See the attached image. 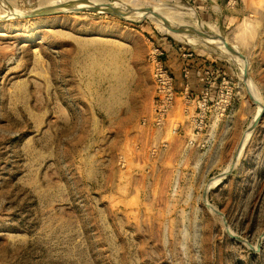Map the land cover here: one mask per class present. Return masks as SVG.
Returning a JSON list of instances; mask_svg holds the SVG:
<instances>
[{"label":"rangeland","instance_id":"1","mask_svg":"<svg viewBox=\"0 0 264 264\" xmlns=\"http://www.w3.org/2000/svg\"><path fill=\"white\" fill-rule=\"evenodd\" d=\"M43 1L0 0V14ZM105 1L191 6L185 21L244 59L150 17L0 16V264H264V0H231L223 18L215 0ZM161 41L207 49L222 73L204 154L156 166L132 136L149 122L148 53Z\"/></svg>","mask_w":264,"mask_h":264},{"label":"crops","instance_id":"2","mask_svg":"<svg viewBox=\"0 0 264 264\" xmlns=\"http://www.w3.org/2000/svg\"><path fill=\"white\" fill-rule=\"evenodd\" d=\"M215 1L217 6H222L221 18L225 17L223 13L228 10L238 11L236 8L233 9L231 0ZM210 4L213 8H217L211 0ZM206 11H209V9H206ZM161 42L160 44L165 49V59L174 73L175 85L180 91V95L177 97L175 106L169 112L164 124L161 126L153 125L152 112L156 92L155 86L152 85L154 86V93L149 102L150 109L143 116H148L149 122L146 124L143 121L142 125L137 126L138 130L132 136L142 144L149 143L153 158L152 162L156 166L169 164L173 161V156L180 151H202V155L204 154L203 141L206 135L202 130V125H197V121H199L197 99L203 91L202 70L205 67H212L215 71V79L210 86L209 99L217 95V85L222 73L221 63L216 60L210 61L205 54L208 51L207 49L197 51L172 41ZM185 66L188 67L187 73H185ZM187 93L189 100L185 97ZM221 123H223L221 119L216 118L214 121V124Z\"/></svg>","mask_w":264,"mask_h":264},{"label":"built area","instance_id":"3","mask_svg":"<svg viewBox=\"0 0 264 264\" xmlns=\"http://www.w3.org/2000/svg\"><path fill=\"white\" fill-rule=\"evenodd\" d=\"M165 49L156 44L148 53V61L151 65L152 75L155 83V99L153 103L152 112V124L161 126L164 124L166 117L171 109L175 106L177 97L180 95V91L175 85V76L167 66L165 60ZM188 67L185 66V73H187ZM215 79V71L212 67H205L202 70L201 80L203 82V91L200 97L197 99L199 104L197 125L204 123V113L206 105L209 100L210 86ZM187 100H189L188 93L185 94ZM188 103V102H187ZM147 118H144V122Z\"/></svg>","mask_w":264,"mask_h":264},{"label":"bare ground","instance_id":"4","mask_svg":"<svg viewBox=\"0 0 264 264\" xmlns=\"http://www.w3.org/2000/svg\"><path fill=\"white\" fill-rule=\"evenodd\" d=\"M76 0H44L41 5L37 6L33 10L42 9L49 6H55L63 3H69ZM78 1V0H77ZM92 3H95L104 9H124L127 10L128 13L126 15L127 18L132 20H141L144 17H150L156 20L158 23H160L162 26L167 28L168 30L174 32L176 35L185 38L190 41H194L197 43H206V44H215L217 46H224L225 44L223 41H219L218 39L214 38L210 32L200 31L199 29H195L198 31V37L192 35V31L190 30L193 28L189 23L185 21L186 15H193L197 16L196 12L194 11V8L188 5H178V6H159V7H150L151 10L155 13H148L145 11L143 7H134L135 10L129 11L128 9L131 7L126 6L125 3H115V2H109L105 0H87ZM85 5H81V7H84ZM133 9V8H132ZM31 10H17V12H11L9 10L5 11V13L0 14V16L6 15L8 17L16 16L17 15H24L27 12ZM22 12V13H20ZM5 17V16H4ZM197 18V17H196ZM167 21V23H166ZM194 29V28H193ZM213 32V31H212ZM224 44V45H223ZM228 48V47H227ZM229 52V51H228ZM231 55V54H230ZM240 57V56H239ZM259 111V110H258ZM258 114V113H257ZM247 135V134H246Z\"/></svg>","mask_w":264,"mask_h":264},{"label":"water","instance_id":"5","mask_svg":"<svg viewBox=\"0 0 264 264\" xmlns=\"http://www.w3.org/2000/svg\"><path fill=\"white\" fill-rule=\"evenodd\" d=\"M81 5H85L84 7H81ZM145 11L148 13H153L155 14L150 7H144ZM129 11H133L135 10L134 8H129ZM70 11H92V12H100V13H109L112 15H117L118 17L121 18H125V19H129L126 17L128 11L124 10V9H119V8H114V9H104L103 7L92 3L90 1L87 0H76V1H72L69 3H63V4H59V5H55V6H49V7H45L42 9H38V10H31L29 12H27L24 15H18L15 17H35V16H41V15H51V14H59V13H64V12H70ZM167 23V21H166ZM190 30H193L192 32L194 33H198L197 30L191 28ZM223 39V38H222ZM223 43L229 48V50L237 53L240 57L243 58V55L241 53H239V51L236 49V47L234 45H232L231 43H229L227 40L223 39L222 40ZM244 59V58H243ZM245 61V60H244ZM244 78L245 81H247L248 79V73H247V63H244ZM250 93V97L252 98V100L255 103H260L259 100L255 99V97L253 96V94L251 93V91H249ZM262 106V105H261ZM261 116V113L255 118V120L253 122H251L250 126L248 127V130L250 132H252L257 124V122L259 121V118ZM242 145L240 144L238 150L236 151L235 157L231 163V165L229 166L228 170L219 174L220 180H222L224 177H226L231 170L233 169L234 165H235V161L237 160V156L239 155V152L241 150ZM207 191L208 188L206 187L205 192H204V197L207 196ZM206 199V198H205ZM207 205L213 209L214 211H216L217 213H219L221 216L224 217V214L220 211H218L217 209H215L210 203L207 202ZM234 237H237L240 240H243L240 236L237 235H233Z\"/></svg>","mask_w":264,"mask_h":264},{"label":"trees","instance_id":"6","mask_svg":"<svg viewBox=\"0 0 264 264\" xmlns=\"http://www.w3.org/2000/svg\"><path fill=\"white\" fill-rule=\"evenodd\" d=\"M159 45H161V44H159ZM162 46V45H161ZM165 58V57H164ZM166 60V59H165ZM166 63H167V61H166ZM167 66L169 67V65H168V63H167ZM169 69H170V67H169ZM171 70V69H170ZM172 71V70H171ZM173 73V72H172ZM174 74V73H173Z\"/></svg>","mask_w":264,"mask_h":264}]
</instances>
